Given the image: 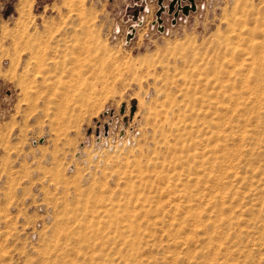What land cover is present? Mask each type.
<instances>
[{"label": "rangeland", "instance_id": "374dc122", "mask_svg": "<svg viewBox=\"0 0 264 264\" xmlns=\"http://www.w3.org/2000/svg\"><path fill=\"white\" fill-rule=\"evenodd\" d=\"M169 3L0 0V264H264V0Z\"/></svg>", "mask_w": 264, "mask_h": 264}, {"label": "water", "instance_id": "95a60500", "mask_svg": "<svg viewBox=\"0 0 264 264\" xmlns=\"http://www.w3.org/2000/svg\"><path fill=\"white\" fill-rule=\"evenodd\" d=\"M159 1H161V0H159ZM180 0H170V3H169V5H168V9H169V11L171 12L172 10H173V8H174V5L176 4V3H178ZM189 1V3H190V5H184V6H182V7H180L181 8V10H182V12L184 13V14H186V13H188V11L189 10H193L194 9V0H188ZM161 8L158 10V12H157V22L158 23H161V19H160V13H161ZM177 14V12H175L174 13V15H176ZM132 109H133V107H132Z\"/></svg>", "mask_w": 264, "mask_h": 264}]
</instances>
